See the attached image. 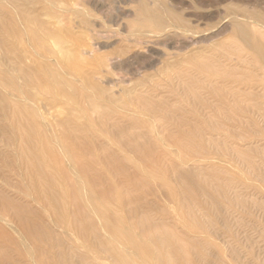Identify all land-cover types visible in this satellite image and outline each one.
<instances>
[{
	"label": "rangeland",
	"instance_id": "374dc122",
	"mask_svg": "<svg viewBox=\"0 0 264 264\" xmlns=\"http://www.w3.org/2000/svg\"><path fill=\"white\" fill-rule=\"evenodd\" d=\"M141 2L154 4L0 0L41 42L40 52L12 49L0 10V264H92L90 225L105 241L104 224L122 222L148 240L141 218L201 245L183 258L165 249L173 264H264V63L231 30L241 23L264 43V0H167L185 25L162 27L139 16ZM17 70L27 106L53 137L54 150L35 151L43 169L63 187L79 183L84 200L111 209L109 221L68 199L58 219L29 179L4 83ZM231 90L242 95L237 107H220ZM201 180H232L239 200ZM190 189L197 224L182 218Z\"/></svg>",
	"mask_w": 264,
	"mask_h": 264
},
{
	"label": "bare ground",
	"instance_id": "6f19581e",
	"mask_svg": "<svg viewBox=\"0 0 264 264\" xmlns=\"http://www.w3.org/2000/svg\"><path fill=\"white\" fill-rule=\"evenodd\" d=\"M8 6H10L8 8ZM77 6V5H76ZM0 10L8 14L10 28L7 31V38L12 49H20L24 46L26 49H32L35 52H40L41 42L38 37L33 35L32 31H29L26 24L22 22L19 14L16 12L17 9L10 3H5L0 6ZM138 14L142 19L147 20L154 26H164L167 23H171L173 26H184L185 22L182 17L176 15L167 0H154V4H150L149 7L144 2L139 3ZM35 20V19H34ZM231 30L238 36L242 43L250 49V51L257 57L259 63H264V43L258 39V35L253 33L246 25L241 23H233ZM53 31V30H52ZM53 33V32H52ZM54 36V35H52ZM55 40V39H54ZM55 42V41H54ZM125 61V60H124ZM21 71L17 70L16 74L10 73L7 77L6 85L8 106L11 110L12 116L18 125V133L22 143L21 157L27 159V169L29 170V179L36 185L39 193L45 197L51 206L52 212L58 219L64 220L66 216V203L64 200H70L76 204L79 208V212L89 210L94 215L102 218L103 221H109L108 216L112 212L110 208L100 207L97 203L92 201L90 198L84 200L81 194V185L75 184L71 188L68 186L63 187L62 183L64 178L58 179L57 175H51L45 172L43 169L42 159L35 152L37 148L42 147L44 144L48 148L54 150L55 147L52 144L53 137L47 136L41 129V126L36 121V115L34 110L27 106L26 101L28 93L22 87H18L16 84L17 76L20 75ZM4 77L0 75V83H2ZM11 96V97H10ZM242 98V95L236 91H228L225 97H220V107L228 108L229 104L234 108L237 107V101ZM217 115L221 113L218 110ZM236 156L243 154L241 151L233 152ZM245 161H249L248 157L243 158ZM183 165L186 166L187 162L182 161ZM218 179L217 177H215ZM205 188L209 190L212 188V192L216 197H219L227 202V200L235 199L238 201L239 196L234 194L233 189L236 185L232 184V180L227 182V186L223 184H216L212 187L208 182L202 181ZM227 187L224 188L223 186ZM67 188H69L67 190ZM71 189V190H70ZM171 193V192H170ZM86 196V195H85ZM194 190L190 189L188 194L181 199L184 205V214L182 215L183 220L188 224L199 221L194 213L192 212V197H194ZM86 199V198H85ZM231 203V202H229ZM116 213V211H114ZM0 221H3L0 218ZM122 221V220H117ZM138 225L144 229L147 235L142 241H138L130 230L126 226V223H121L120 226L113 227L107 223L104 224V229L110 232V239L105 241L102 239L100 232L97 227L90 225L85 231L86 234L90 235L93 239L91 244L94 249V260L92 264H97L101 261L100 254L108 255L112 258V264H173L171 259L164 253L165 249H172L178 256L183 258L185 255L190 253H197L201 250V245L194 246L187 243L185 246L180 244L178 237L168 230H165L161 225H150L146 221H150L148 218L138 219ZM145 221V222H144ZM68 223V222H67ZM71 225L70 223H68ZM147 228V229H146ZM83 232V235L85 234ZM121 245L117 247V244ZM133 250L136 253V257H130L128 251ZM62 264H69L64 261ZM82 264H88L82 262Z\"/></svg>",
	"mask_w": 264,
	"mask_h": 264
}]
</instances>
